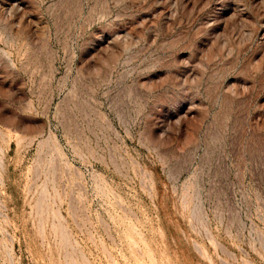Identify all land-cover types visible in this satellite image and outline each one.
Returning <instances> with one entry per match:
<instances>
[{
	"label": "rangeland",
	"instance_id": "obj_1",
	"mask_svg": "<svg viewBox=\"0 0 264 264\" xmlns=\"http://www.w3.org/2000/svg\"><path fill=\"white\" fill-rule=\"evenodd\" d=\"M0 264H264V0H0Z\"/></svg>",
	"mask_w": 264,
	"mask_h": 264
}]
</instances>
